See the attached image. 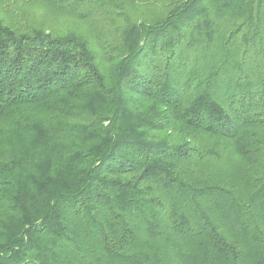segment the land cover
<instances>
[{
  "label": "trees",
  "instance_id": "trees-1",
  "mask_svg": "<svg viewBox=\"0 0 264 264\" xmlns=\"http://www.w3.org/2000/svg\"><path fill=\"white\" fill-rule=\"evenodd\" d=\"M97 1L0 18V264H264V0Z\"/></svg>",
  "mask_w": 264,
  "mask_h": 264
},
{
  "label": "rangeland",
  "instance_id": "rangeland-1",
  "mask_svg": "<svg viewBox=\"0 0 264 264\" xmlns=\"http://www.w3.org/2000/svg\"><path fill=\"white\" fill-rule=\"evenodd\" d=\"M94 1L97 0H83L80 5L73 3L74 11L69 8L68 12L64 9L66 5L56 7L49 5L47 0H0V18L18 28L40 29L57 37L72 34L90 39L95 25L105 21L104 15H101L105 9L99 10L103 7L99 1ZM129 9L132 10V6ZM225 164L228 165L225 174L231 178H235L234 175L242 178L246 174L257 176L264 172V159L253 163L234 156Z\"/></svg>",
  "mask_w": 264,
  "mask_h": 264
}]
</instances>
